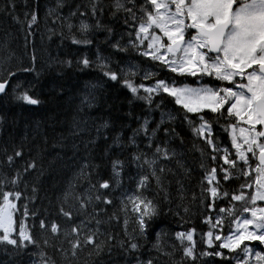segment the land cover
<instances>
[{
  "label": "trees",
  "instance_id": "trees-1",
  "mask_svg": "<svg viewBox=\"0 0 264 264\" xmlns=\"http://www.w3.org/2000/svg\"><path fill=\"white\" fill-rule=\"evenodd\" d=\"M138 1L124 0L135 12ZM14 2L13 15L0 11V77L8 71L16 73L8 87L9 95L0 97V180L10 181L17 172L21 173V178L15 185L0 186V191L21 193L15 220L17 224L26 225L35 243L20 249L2 244L0 264H45V261L47 264H136L137 257L144 261L157 257L158 264H191V258H186L183 251L189 242L185 240L182 244L176 237L178 232L189 231L195 239L196 264L211 262L215 257L201 253L219 250L225 256L230 252L218 248L215 235L223 236L233 225L237 203L232 202V196L241 192L244 175L226 167L229 180H224L225 169L218 172L219 195L215 199L206 192L202 195L208 187L205 174L220 159V155L215 156L216 159L211 157L215 153L210 152L206 142L194 131L201 122L199 117H205L204 110L199 114L187 113L186 119L187 110L177 105L173 97L156 94L150 103L140 98L146 96L143 92L134 95L125 86L124 75L112 81L97 66L98 51L110 57L112 71L117 72L120 65L129 63L133 55L130 48L116 51L112 44L122 40L121 47H126L133 27L132 18L124 11L113 16L108 7L112 0H96L104 9L99 19L113 29V35L110 37L107 31L94 29L88 35L92 40L90 45L74 44L73 34L83 37L75 28L72 33L66 27L62 29L57 16L67 17L78 6L80 12H85L90 0H60L63 7L51 16L49 10L57 8L58 0ZM6 3L8 0H0V10ZM32 12L37 13L38 19L29 34L27 24L17 23L13 16L25 21L24 14L29 13L27 19L30 20ZM77 18L73 19V24L79 21ZM126 19L128 24H125ZM85 56L93 61L91 67L85 68L79 63ZM148 63L143 61L142 65ZM25 68L32 71H22ZM128 78L133 83L138 80V76ZM18 82L24 88L32 86L30 94L40 101L37 106L24 105L12 98V86ZM145 120L148 135L152 136L155 129V143L168 141L175 156L157 160L155 167L162 177V187L153 179L144 194L154 199L159 214L150 222L146 235L137 240L140 248L128 254L119 244L127 239L125 230L128 234L138 232V224L131 206L125 211L122 200L126 194L136 191L140 177L149 172L147 167L141 168L133 162L131 156L141 151L147 153L148 159H155V145L151 150L146 148L149 141L143 131L136 138L138 148L128 143V138L134 130L141 129ZM189 120L193 121L192 125ZM105 123L107 128L103 127ZM166 129L169 135H165ZM118 135L119 145L114 142ZM15 151L23 155L9 164L7 157ZM117 158L124 161V166L120 176L114 177L111 161ZM33 161L35 170L25 173V164ZM86 163L93 167L85 168L81 175V166ZM161 167L163 173L159 172ZM104 180L110 181V189L98 188ZM98 193L112 203L95 200ZM89 195L93 196L91 202L80 207L81 198L87 199ZM61 208L70 210L72 218L63 216ZM218 220L222 221L220 226L213 227ZM41 221L45 227L41 226ZM53 223L59 227L57 233L51 232ZM77 226L81 227L79 235L71 232ZM209 231L213 233L212 247L203 246V238ZM93 232L95 242L106 245L101 256L96 255L94 244L83 243ZM77 238L81 246L73 255L70 241L75 242ZM224 256L219 262L224 261Z\"/></svg>",
  "mask_w": 264,
  "mask_h": 264
},
{
  "label": "snow or ice",
  "instance_id": "snow-or-ice-1",
  "mask_svg": "<svg viewBox=\"0 0 264 264\" xmlns=\"http://www.w3.org/2000/svg\"><path fill=\"white\" fill-rule=\"evenodd\" d=\"M9 4L11 7H9ZM61 7H63V4L58 0L57 8L50 9L48 15H54L57 9ZM108 7L112 10L113 16L124 11L131 17L133 22L132 31L136 33L135 39L129 34V42L126 47H121L122 40H117L112 44V48L116 51L141 48L147 44V49L140 54L150 57L152 61H159L171 73H176L179 76H185L186 74L191 76H197V74L200 76H215L218 81L228 82V86L219 89L207 85L193 88L178 86L177 81L159 79L155 77L154 73L145 72L144 78L146 80L155 79V84L146 86L141 83L136 86L128 78L138 75V73L131 70L135 66L129 67L123 81L134 95H139L142 89L147 95L140 98L147 99L150 103L151 97L156 94H167L173 97L177 105H181L183 109L187 110L186 119L187 113L199 114L202 109H209L212 113H219L222 116V110L226 108L229 118H234L237 121V123L230 125L232 129V147L235 149L236 158L233 159L228 150L224 149V164L229 165L235 171L237 160L248 164V153L256 156L259 163L255 168L257 174L255 180L256 191L251 194V206L243 207V212L250 213L251 218H243L242 222L238 220L235 233L230 232L226 237L216 235L215 240L222 241L218 244L219 249H227L230 252H236L245 241H259L264 244V208L255 206L257 201H264V0H146L145 5L139 10L142 15L138 27L135 25L137 16L134 7H127L124 0H112ZM0 11L7 15H13L15 12L14 0H8V3ZM103 11V7L96 0H90V5L85 8V12H80L78 6L77 10L70 12L67 17L57 16V19L61 22L62 29L66 27L72 33L75 28L80 37H83L81 39L73 34L72 42L74 44L90 45L92 40L88 39V35L94 29L107 31L110 37L113 35V29L99 19V15H102ZM24 15L25 21H20L16 16H13V19L17 23H26L29 34H31L30 30L38 19L37 13L32 12L30 20L27 19L29 13ZM77 17H80L79 23L73 24V19ZM91 21H95V23L93 24ZM128 23L129 21L126 19L125 24ZM155 29H158L163 37L167 38L166 41H163L156 34ZM61 35H63V31H61ZM79 63L88 68L92 66L93 61L85 56ZM96 63L101 70H104V76L112 81L120 79L118 73L112 71L109 67L110 57H105L98 51ZM22 71L30 72L32 69L25 68ZM121 71L124 70L121 69ZM15 76L16 73L8 71L3 77H0V97L9 95L8 87L11 79ZM31 90V85L24 88L23 84L18 82L15 86H12L11 96L15 101L23 104L38 105L40 101L30 94ZM87 99L86 97L85 103ZM199 119L201 123L199 127L194 129L196 135L204 137L206 142L212 145L214 152L220 151L213 139L212 125L202 115ZM192 123L193 121L189 120V124L192 125ZM240 124L246 125V127L239 126ZM258 125L261 126L260 130L257 128ZM103 127L107 128V123ZM159 127L157 125V128ZM97 131L99 132V128ZM141 131L149 141L146 148L151 150L155 145V152L153 153L155 159H148L147 153L141 151L134 152L131 156L133 162H136L141 168L147 167L149 172L140 177L136 191L130 195L126 194V198L122 200L125 211H127L129 205L131 206V212L135 214V220L138 224V232L134 230L133 234H128L125 230L127 239L119 244L128 254H133L140 248L137 240L146 235L150 222L154 221L159 214V208L154 199L144 194L153 179L158 186L162 187V177L157 174L155 167L157 160H169L175 156V152L169 148L168 141L155 143L153 139L156 133L155 129L152 136L148 135L147 120L144 121L141 129L134 130L133 135L128 138L130 146L138 148L136 138ZM165 135H169L167 129ZM120 139L118 135L115 137L114 142L119 145ZM22 155L21 151H15L13 155L7 157V160L11 164L15 158L22 157ZM213 159H216V157H213ZM123 166L124 161L119 158L111 161L114 177L120 176ZM92 167L93 165L90 163L82 165L81 175H84L85 168L91 169ZM35 168L34 161L26 163L24 172L27 173L30 169L35 170ZM159 172L163 173L164 168L161 167ZM224 172V180L227 181L229 180V173L226 169ZM216 174L217 169L215 168L208 173L206 177L208 187L204 189L202 195L206 192L213 199L219 195L220 185L216 180ZM88 175L90 176L91 173L89 172ZM243 175L247 176L249 173H243ZM20 178L21 173L17 172L16 177L10 181L0 180V186L6 187L8 183L15 185ZM110 187L109 180H104L98 186L99 189L103 190H108ZM243 187L239 195L232 196V200L247 205L248 200L243 192ZM20 196V192L0 191V244L14 246L16 249L25 247L28 243H35L32 236L27 233L23 223L19 225L18 238L12 237V233L16 230L14 213L17 210L13 198L19 199ZM92 199V195H89L87 199L81 198L80 207H86ZM94 199L102 200L105 204L112 203L110 199L99 193L95 195ZM60 211L63 216L69 219L72 218L70 210L65 211L61 208ZM99 223L100 221H97V224ZM221 223L222 221L218 220L213 227H219ZM125 224H127V220H125ZM41 226H46L44 221H41ZM58 230V225L53 223L51 232L57 233ZM71 232L79 235L81 234V227H73ZM159 235L158 233V238ZM206 235L208 237L207 243L209 247H212L213 233L209 231ZM95 237L96 233L93 232L85 237L83 243L94 244L96 255L101 256L106 245L96 243ZM176 237L182 244L185 240L189 242V246L183 248L184 256L191 258V264H196L197 257L193 232H178ZM109 239L113 238L109 237ZM70 243L73 249L72 254L75 255V250L81 246V241L77 238L75 242L70 241ZM154 247L158 248L159 245ZM109 251H111L110 246ZM252 251V248H243L245 254L243 264H249V256ZM201 255L223 257L224 252H205ZM255 257L257 264L264 262V250L255 252ZM45 264H47L46 261ZM136 264H154V261L152 259L144 261L137 257Z\"/></svg>",
  "mask_w": 264,
  "mask_h": 264
},
{
  "label": "flooded vegetation",
  "instance_id": "flooded-vegetation-1",
  "mask_svg": "<svg viewBox=\"0 0 264 264\" xmlns=\"http://www.w3.org/2000/svg\"><path fill=\"white\" fill-rule=\"evenodd\" d=\"M222 111H223V115L221 116L219 113H216V117L219 119L220 122H226L225 129L227 130V134H226L227 146H228L229 151L232 152V157L234 156L233 159H235L236 158V156L234 155L235 149L232 147V135L230 133L232 129L230 125L237 123V121L234 118H229V116H227L228 113L226 111V108ZM239 126L246 127V125H243V124H240ZM257 128L258 130H260L261 126L258 125ZM237 132H238V129H237ZM247 155L249 157L248 164L240 165L238 166V169L239 171L248 172L251 174L255 172V168L257 164L259 163V161L257 157L253 156L251 153H248ZM256 175L251 176L252 178L250 182L251 189L256 188V185H255ZM256 207L264 208V201H258ZM262 250H264V248L261 247V248H256V251H252V253L249 256V264H257L255 252H260ZM244 255L245 254L243 252V248L237 249L236 252H227L224 256V261H221L220 264H243ZM261 264H264V262H261Z\"/></svg>",
  "mask_w": 264,
  "mask_h": 264
},
{
  "label": "rangeland",
  "instance_id": "rangeland-1",
  "mask_svg": "<svg viewBox=\"0 0 264 264\" xmlns=\"http://www.w3.org/2000/svg\"><path fill=\"white\" fill-rule=\"evenodd\" d=\"M77 19H79V17L77 18ZM146 46H147V44H145ZM128 70H129V67L128 66H125V68H124V72L125 73H127L128 72ZM132 71H134L135 72V69H131ZM214 78H215V76H213ZM237 79H239V78H237ZM203 85H207V86H210V85H208V84H198V85H196V86H189V87H193V88H196V87H201V86H203ZM210 87H212V86H210ZM239 220V219H238ZM237 220V221H238ZM237 221H236V223H235V230H234V232L233 233H235L236 231H237ZM240 222H242V220H239ZM226 237V236H225ZM153 261H154V264H158V262H159V259L156 257V258H153L152 259ZM211 264H219V263H211Z\"/></svg>",
  "mask_w": 264,
  "mask_h": 264
},
{
  "label": "bare ground",
  "instance_id": "bare-ground-1",
  "mask_svg": "<svg viewBox=\"0 0 264 264\" xmlns=\"http://www.w3.org/2000/svg\"><path fill=\"white\" fill-rule=\"evenodd\" d=\"M96 53V52H95ZM96 55H97V53H96ZM102 55V54H101ZM103 56H104V54H103ZM94 57V56H93ZM95 60V59H94Z\"/></svg>",
  "mask_w": 264,
  "mask_h": 264
}]
</instances>
